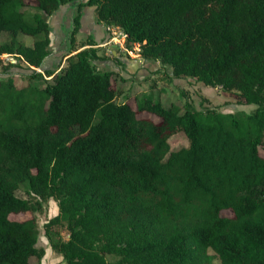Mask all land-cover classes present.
<instances>
[{"label":"trees","instance_id":"trees-1","mask_svg":"<svg viewBox=\"0 0 264 264\" xmlns=\"http://www.w3.org/2000/svg\"><path fill=\"white\" fill-rule=\"evenodd\" d=\"M71 1L0 0V37L11 34L0 38V55L39 67L48 16ZM83 5L172 76L218 85L254 107L180 110L151 93L134 95V105L126 94L116 101L123 79L93 66V40L55 73L46 68L49 78L22 73L17 85L0 76V264L38 256L34 211L47 197L58 211L44 235L62 264H264V0ZM36 77L42 82L31 83ZM176 132L187 143L170 147Z\"/></svg>","mask_w":264,"mask_h":264},{"label":"rangeland","instance_id":"rangeland-1","mask_svg":"<svg viewBox=\"0 0 264 264\" xmlns=\"http://www.w3.org/2000/svg\"><path fill=\"white\" fill-rule=\"evenodd\" d=\"M78 1L74 0L60 4L59 7L48 16L49 44L48 54L45 56L39 67L27 65L19 57H10L7 54L0 55V76L12 75L17 85L26 81L21 77L22 73L39 71L42 78H49L46 68L53 73L58 71L65 64V58L75 50L87 47L90 40L94 41L98 55L92 63L98 69H112L119 78L123 80V93L116 98V101L128 99L134 105L133 96L151 93L165 106L182 109L184 105L196 109L218 110V111H244L248 112L254 107L253 104H244L237 101L232 92L223 91L218 85L205 83L195 77L171 75V67L160 62L158 59H147L139 54V46L133 44L127 47L124 43L122 31L115 25L103 26L97 24L93 18V9L90 5L77 7ZM80 12L78 18L79 28L73 33V47L70 48V32L76 20L74 16ZM9 33H3L1 39H8ZM18 39L30 43L29 36L18 34ZM75 50H74V49ZM42 78H33L30 82L39 84ZM170 147L185 145L186 136L182 132H176L168 138ZM15 194L28 197L22 189L15 190ZM58 211L57 201L53 197L39 198V207L34 211L38 236L35 248L40 252L29 257L30 264H62V256L57 253L49 244L44 235L43 224ZM229 210H222L223 214H229ZM14 218L28 216V213L12 214ZM65 237L66 232L60 228ZM218 263L217 259L213 260Z\"/></svg>","mask_w":264,"mask_h":264},{"label":"crops","instance_id":"crops-1","mask_svg":"<svg viewBox=\"0 0 264 264\" xmlns=\"http://www.w3.org/2000/svg\"><path fill=\"white\" fill-rule=\"evenodd\" d=\"M93 9V6L91 7ZM93 11V10H92ZM93 18H94V15H93ZM99 24V23H96V25Z\"/></svg>","mask_w":264,"mask_h":264}]
</instances>
